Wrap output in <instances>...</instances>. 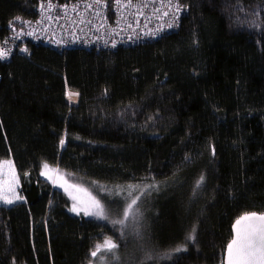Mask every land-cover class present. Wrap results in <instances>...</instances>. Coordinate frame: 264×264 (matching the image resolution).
Listing matches in <instances>:
<instances>
[{
	"label": "trees",
	"instance_id": "trees-1",
	"mask_svg": "<svg viewBox=\"0 0 264 264\" xmlns=\"http://www.w3.org/2000/svg\"><path fill=\"white\" fill-rule=\"evenodd\" d=\"M181 1L178 30L155 40L97 51L27 39L0 61V160L22 197L0 204V264H88L108 240L124 246L117 226L69 213L45 163L148 185L140 245L121 264H221L233 221L264 213V0ZM36 4L0 0V44Z\"/></svg>",
	"mask_w": 264,
	"mask_h": 264
},
{
	"label": "built area",
	"instance_id": "built-area-1",
	"mask_svg": "<svg viewBox=\"0 0 264 264\" xmlns=\"http://www.w3.org/2000/svg\"><path fill=\"white\" fill-rule=\"evenodd\" d=\"M187 11L181 0H37L32 17L7 24L0 61L26 54L27 39L97 51L155 40L177 31Z\"/></svg>",
	"mask_w": 264,
	"mask_h": 264
},
{
	"label": "rangeland",
	"instance_id": "rangeland-1",
	"mask_svg": "<svg viewBox=\"0 0 264 264\" xmlns=\"http://www.w3.org/2000/svg\"><path fill=\"white\" fill-rule=\"evenodd\" d=\"M75 94V92L68 89L64 92V96H67L65 101L69 107L76 105L78 102L79 96ZM64 145L65 142L60 145V148H63ZM8 161H11L12 167L5 163ZM0 164H3V167H0V195L13 200V203L22 200L19 192L20 176L16 172L12 159H2ZM45 165H48V167L45 168ZM39 175L66 195L69 200V213L106 221L117 226L122 235L124 242L122 248L120 244H117L115 249L109 251L105 249V244H103L99 246V251L96 249L97 255L92 256L88 264H121V260L126 255L131 256V253H135L136 248L140 245L137 228V204L148 196V185L129 183L107 187L99 182L70 173L58 168L57 165L53 166L48 163L42 165ZM137 197H139L137 203L129 210V215L125 217V210L132 200ZM93 200L99 201L102 206L103 217L86 216L84 214L85 211H97L93 207ZM0 204L10 205L4 203L2 199H0ZM73 206L80 209V211H71ZM120 220H124V224H120Z\"/></svg>",
	"mask_w": 264,
	"mask_h": 264
},
{
	"label": "snow or ice",
	"instance_id": "snow-or-ice-1",
	"mask_svg": "<svg viewBox=\"0 0 264 264\" xmlns=\"http://www.w3.org/2000/svg\"><path fill=\"white\" fill-rule=\"evenodd\" d=\"M169 27H171V25H169ZM2 57L3 53L0 52V58ZM60 143L63 144L64 141L61 140ZM5 163H7L9 167H12L11 161ZM0 167H3V164H0ZM47 167L48 165H45V168ZM42 174L46 175L47 173ZM202 182L203 176L197 181V187H199ZM0 199L7 204L13 203V200L7 199L2 195H0ZM17 199H19V197H17ZM138 199L139 197L133 199L128 205L124 213L125 217L129 215V210L133 208ZM93 207L97 209V211H85L84 214L86 216L103 217V209L99 201L93 200ZM71 211L79 212L80 209L73 206ZM242 222L246 223H243V226H241ZM119 223L124 224V220H120ZM233 228L235 230V235L227 246V264H264V214H245L236 221ZM116 247L117 244L111 241L105 243L106 250L110 251ZM97 251H99V246L97 247ZM97 251H93L91 255L96 256Z\"/></svg>",
	"mask_w": 264,
	"mask_h": 264
},
{
	"label": "water",
	"instance_id": "water-1",
	"mask_svg": "<svg viewBox=\"0 0 264 264\" xmlns=\"http://www.w3.org/2000/svg\"><path fill=\"white\" fill-rule=\"evenodd\" d=\"M250 213H256L257 215L264 214L263 212L249 211V212H245V213L241 214L240 216H238V217L233 221V223H232V225H231V238H230V240L228 241V243H227L226 246H225V249H224V253H223V258H222V262H221V264H227V258H228V257H227V246H228L229 242L234 238V235H235V230H234V228H233V225L236 223V221H237L240 217L244 216L245 214H250ZM243 223H246V222H242V225H241V226H243Z\"/></svg>",
	"mask_w": 264,
	"mask_h": 264
}]
</instances>
